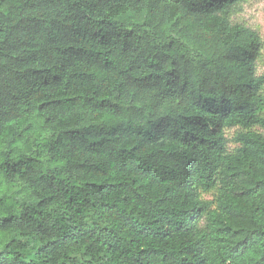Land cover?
Listing matches in <instances>:
<instances>
[{
	"label": "trees",
	"instance_id": "16d2710c",
	"mask_svg": "<svg viewBox=\"0 0 264 264\" xmlns=\"http://www.w3.org/2000/svg\"><path fill=\"white\" fill-rule=\"evenodd\" d=\"M240 1L0 0V264H264Z\"/></svg>",
	"mask_w": 264,
	"mask_h": 264
},
{
	"label": "rangeland",
	"instance_id": "374dc122",
	"mask_svg": "<svg viewBox=\"0 0 264 264\" xmlns=\"http://www.w3.org/2000/svg\"><path fill=\"white\" fill-rule=\"evenodd\" d=\"M231 20L234 23H240L253 29L259 35L261 40V57L257 62L256 74H264V0H241L236 6ZM253 130L264 133L259 127H253ZM227 135L228 138H231L234 135V130L227 131ZM229 145L232 148L233 144L230 143ZM4 189L8 192L13 191V187L6 185H4ZM203 196L211 199L208 194L204 193Z\"/></svg>",
	"mask_w": 264,
	"mask_h": 264
}]
</instances>
